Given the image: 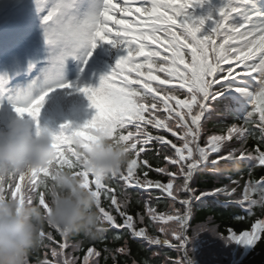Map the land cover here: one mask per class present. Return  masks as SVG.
I'll list each match as a JSON object with an SVG mask.
<instances>
[{"label": "snow or ice", "instance_id": "obj_1", "mask_svg": "<svg viewBox=\"0 0 264 264\" xmlns=\"http://www.w3.org/2000/svg\"><path fill=\"white\" fill-rule=\"evenodd\" d=\"M205 2L120 0L117 5L114 0H99L98 8L77 19L67 15L74 0H58L44 17L49 23L47 39L61 46L49 70L54 76H59L64 60L84 46L90 49L87 57H91L99 42L119 49L121 54L110 71L101 75L98 86H77L66 81L33 96L30 85L9 98L12 111L27 117L37 128L46 98L56 88L75 87L94 109L82 123L66 121L59 131L53 132L56 158L50 167L34 170L30 176L20 172L11 181L0 182V195L20 203L35 196L36 202L48 209L47 184L42 181L50 177L51 167L67 166L73 169L74 175L83 177L85 186L97 197L98 211L106 225L102 236L73 244L58 227L46 225L40 231L39 245L31 253L36 254L35 264H80L77 253L82 254L83 264H100L101 258L104 264L109 260L112 264H121L119 257L128 255L127 241L119 248H110L107 244L102 251L94 248L108 239L106 233L112 228L124 229L150 244L170 245L182 253L180 259L170 264H195L191 242L201 232L217 233L227 243L247 249L264 238V220L259 218L250 232L237 234L228 228L225 235L218 233L214 226L201 224L189 235L194 215L192 206L196 201L224 196L226 204H246L249 216L257 206L264 210V177L254 178V170L264 166V8L257 0H224L215 10V16L211 12L194 14L192 9ZM117 8L129 17L141 13L147 19L136 15L134 20H116V25L123 26L124 35L117 29L112 38L113 29L109 28L108 21L114 17L109 13ZM237 15L241 18L239 23L233 22ZM206 22H211L207 28ZM137 57L141 59L134 62ZM126 71L136 76L125 75ZM114 77H121L123 86L110 83ZM249 77L256 82L254 88L246 84L235 90L251 98V110L242 117H234L230 126L223 123L227 120L225 116L221 119V134L207 135L202 121L211 118L206 114L212 101L223 94L225 85L234 86ZM98 98L105 102L106 108H102ZM98 130L108 131L113 138L127 144L130 151L126 165L103 179L89 175L78 166L76 147L77 139L95 140ZM169 133L173 138H169ZM69 144L75 147L66 154L62 145ZM222 164L229 171L235 169L238 175L244 173L248 180L242 184L240 179L232 180L229 176V185L211 191L200 190L197 194L190 183L194 176L221 172ZM17 178L25 181L22 194ZM241 187L242 191H238ZM151 189H158L159 193ZM131 190H144L148 197L138 201L143 211L135 213V217L129 214ZM161 200L167 201L164 210L159 208ZM57 234L62 238L59 241ZM170 237L176 242L172 243ZM113 239L123 237L116 235ZM85 242L93 245L86 248V254ZM29 264H32L30 257Z\"/></svg>", "mask_w": 264, "mask_h": 264}, {"label": "clouds", "instance_id": "obj_2", "mask_svg": "<svg viewBox=\"0 0 264 264\" xmlns=\"http://www.w3.org/2000/svg\"><path fill=\"white\" fill-rule=\"evenodd\" d=\"M92 141L76 140L78 166L89 175L106 178L119 172L130 158L129 146L106 130H98ZM56 158L53 131L39 128L27 117L14 112L0 128V182L11 181L17 174L31 175L50 167ZM46 181L48 209L37 197L24 203L0 195V264H29V257L40 243V231L54 225L72 238L82 234L87 240L99 239L106 225L98 211V200L83 177L71 167H51Z\"/></svg>", "mask_w": 264, "mask_h": 264}, {"label": "trees", "instance_id": "obj_3", "mask_svg": "<svg viewBox=\"0 0 264 264\" xmlns=\"http://www.w3.org/2000/svg\"><path fill=\"white\" fill-rule=\"evenodd\" d=\"M229 103H231V101L228 98H225L212 104L210 114L211 118L204 123V129L207 135L221 134V119L225 116L227 120L223 121V123H226L229 126L233 122V118L239 116L237 112L228 106ZM249 110H251V108ZM253 128L255 129V125H253ZM207 135H205V139L207 138ZM62 147L65 148L67 154L69 152L68 145H62ZM244 167V165H241V168ZM221 169V172L214 174L195 175L191 182L192 187L197 189V193H199L200 190H207L218 185H229V176H231L232 180L240 179L241 183H243L245 179L248 178V176L244 173H240L238 175L235 169L229 171L228 168L223 164L221 165ZM263 172L264 170L261 167H257L254 170V178L257 180V177ZM152 192L159 193V191L156 190ZM130 195L131 207L129 214H132L135 217V213L143 211L142 205L138 201L146 200L148 197L145 192L138 190H131ZM166 203L167 201L161 200L159 205L160 210H164ZM192 210L194 215L190 220L191 227L189 229V235H192L193 229L201 224L214 226L217 228L218 233H224L225 235H227L225 230L228 228H231L237 234H239L241 231H249L252 220L264 216V210L260 209L258 206L253 208V215L249 216L248 211L242 212L239 208L234 206L223 208L212 199L208 200L207 206H199L197 202H194ZM116 235L122 236L123 239L114 240L113 237ZM106 236L108 239L105 242L95 245L94 248L96 250L102 251V249L105 247V244H107V246L110 248H119L124 244L125 241H127L128 255H121L119 257L121 264H132L133 261H135L136 264H170V261L181 258V253L176 252L173 248H168L165 246H148L147 242H140L132 239L129 233L124 229H109V231L106 233ZM58 237L59 236H57V238ZM170 239L173 240L174 243L176 242L174 237H170ZM83 240H85L83 235L78 234L71 238V243L75 244ZM234 244L235 243H227L224 239L217 236V233L201 232L196 236V239L191 242V247L193 249V260L199 264H214L215 262L228 263L230 258V250ZM88 246L93 245L85 242L84 254H86V248ZM243 249L246 250V256L236 264H264V238L259 240L252 249H247L245 247H243ZM67 251H71V249H67ZM76 255L80 259V264H83L82 254L77 253ZM30 260L32 264H35V253L30 256ZM100 264H104L102 258L100 259ZM108 264H112V261L109 260Z\"/></svg>", "mask_w": 264, "mask_h": 264}, {"label": "rangeland", "instance_id": "obj_4", "mask_svg": "<svg viewBox=\"0 0 264 264\" xmlns=\"http://www.w3.org/2000/svg\"><path fill=\"white\" fill-rule=\"evenodd\" d=\"M34 1L36 2L37 0H34ZM57 2H58V0H42V2L39 3L40 11L45 12L44 16L47 15L48 11L51 10V8ZM8 3H9V0H2V2L0 4V9L2 8V6L5 7L4 4H8ZM114 3H115V1H114ZM257 3L261 6V8H264V0H257ZM98 7H99V0H74L73 7L68 10L67 15L75 16L77 19H83L87 14H89L91 11L95 10ZM41 24L45 25V26H47V28H49V23H46L44 20ZM112 38H115V37L112 35ZM38 43L40 46L39 50H41L43 52L47 46L50 47L52 45H57V44L51 43L47 39L46 36H44V38L38 37ZM107 46L110 48V45L103 43V42H99L97 48L95 50H92L91 57H95L96 54L101 55V57H102V55L105 54L107 51V48H106ZM57 47L60 49L58 52H53L54 51L53 49H51L49 51L52 55L49 57L50 66L48 64L42 66L40 72L37 74V76L34 78V80L32 79L30 81H22L19 84H17L15 87L16 88L15 93H14V89L11 90L10 87L5 86L4 89L5 90L8 89V91H7V94L5 96L2 97L0 95V117L1 116L4 117L5 106L7 104H10L9 98L14 97L18 91L27 89L31 85L32 86V88H31L32 94H33V96H35L39 93L40 90L46 89L47 87H50L52 85H56V84L62 82L63 80L68 78L70 75H72L76 71V69H75L74 71L71 72L69 69L65 68V61L69 58V56H68L63 62V68L60 70L58 77L54 76V73L49 72V70L53 68V65L56 62V58L58 57V55L60 54V51H61V46L59 44ZM30 49H31L30 47H27L25 44H23V45L19 46L18 49L10 50L9 52L5 53L3 58H1V60H0L1 66H2L1 71H0L1 74L7 73V72L9 74H11L14 71L19 70L20 68H24L25 65L27 64V62L29 61V59L30 60L36 59V58L43 59L40 56L39 52L36 51V52L32 53V51ZM89 50L90 49L87 46H84V47H81L80 49H78L77 52L75 53L76 55H78L81 58L82 64L80 66V70H83L85 67H87L89 65L88 60L91 59V57H87V52ZM108 51H109V49H108ZM78 52H79V54H78ZM22 56H23V58H21ZM106 57L108 60L107 55L103 56L104 59ZM85 59L87 61L86 63H85ZM104 59L100 60L97 58V61L104 62ZM106 64H107V61H106ZM47 66H49V67H47ZM94 77H95V72H93L91 70L88 74V77L84 78L80 83H78L76 85L77 86L83 85L82 83L84 82V80H86L85 82H88L90 80L95 81ZM255 86L256 85H254V87ZM55 99H56L55 101L59 100L62 103L63 107L70 108V109H72L76 106L77 100H79L81 103H85V102L89 103L87 101L86 97L84 96V94L81 92H78L75 87L71 88L66 93H64L61 96V98H55ZM55 101L45 103L44 107L41 110L40 115L45 116L47 114H50L51 104ZM13 115H14V112H13ZM82 118H84V117H81V119ZM202 204H203V202H202Z\"/></svg>", "mask_w": 264, "mask_h": 264}, {"label": "bare ground", "instance_id": "obj_5", "mask_svg": "<svg viewBox=\"0 0 264 264\" xmlns=\"http://www.w3.org/2000/svg\"><path fill=\"white\" fill-rule=\"evenodd\" d=\"M248 80H251V77L247 78ZM245 84H237V85H234V87L231 89V93H233L237 98L240 99V101L243 103V104H250L249 101H250V97H246L244 95H242L241 93L237 92L235 89L237 87H244Z\"/></svg>", "mask_w": 264, "mask_h": 264}]
</instances>
